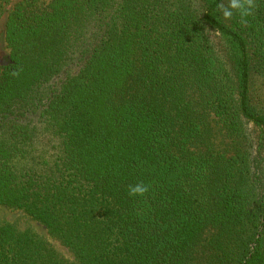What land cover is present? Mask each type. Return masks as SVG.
Here are the masks:
<instances>
[{"label": "trees", "instance_id": "16d2710c", "mask_svg": "<svg viewBox=\"0 0 264 264\" xmlns=\"http://www.w3.org/2000/svg\"><path fill=\"white\" fill-rule=\"evenodd\" d=\"M220 3L12 5L0 205L72 259L3 223L0 264H264V0Z\"/></svg>", "mask_w": 264, "mask_h": 264}, {"label": "rangeland", "instance_id": "374dc122", "mask_svg": "<svg viewBox=\"0 0 264 264\" xmlns=\"http://www.w3.org/2000/svg\"><path fill=\"white\" fill-rule=\"evenodd\" d=\"M18 1L19 0H10L9 3L0 6V67L6 63L8 58V49L4 39V26L7 13L12 5ZM213 128L216 131L217 144H221L222 141L225 143L226 139L219 133L216 122L213 123ZM3 223H10L20 231L28 230L36 234L39 238L48 243L59 256L65 259H72L71 253L64 246H62L59 241L51 237L42 225L22 211L11 210L0 205V224Z\"/></svg>", "mask_w": 264, "mask_h": 264}, {"label": "clouds", "instance_id": "9594fccd", "mask_svg": "<svg viewBox=\"0 0 264 264\" xmlns=\"http://www.w3.org/2000/svg\"><path fill=\"white\" fill-rule=\"evenodd\" d=\"M254 7L253 0H227L226 5L224 3L217 5L224 19H231L234 14H238L241 23L246 22L247 18L253 14ZM149 187L143 182H137L128 186L127 193L130 197H143L149 191Z\"/></svg>", "mask_w": 264, "mask_h": 264}]
</instances>
